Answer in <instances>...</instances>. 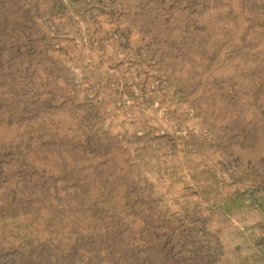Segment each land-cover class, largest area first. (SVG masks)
<instances>
[{
  "label": "rangeland",
  "instance_id": "1",
  "mask_svg": "<svg viewBox=\"0 0 264 264\" xmlns=\"http://www.w3.org/2000/svg\"><path fill=\"white\" fill-rule=\"evenodd\" d=\"M0 264H264V0H0Z\"/></svg>",
  "mask_w": 264,
  "mask_h": 264
}]
</instances>
